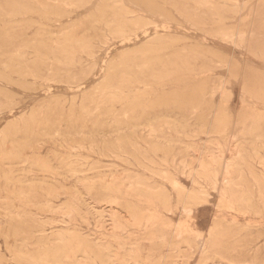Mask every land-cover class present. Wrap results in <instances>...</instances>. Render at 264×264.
I'll return each mask as SVG.
<instances>
[{
    "label": "rangeland",
    "instance_id": "obj_1",
    "mask_svg": "<svg viewBox=\"0 0 264 264\" xmlns=\"http://www.w3.org/2000/svg\"><path fill=\"white\" fill-rule=\"evenodd\" d=\"M256 181L264 0H0V264H264Z\"/></svg>",
    "mask_w": 264,
    "mask_h": 264
},
{
    "label": "bare ground",
    "instance_id": "obj_2",
    "mask_svg": "<svg viewBox=\"0 0 264 264\" xmlns=\"http://www.w3.org/2000/svg\"><path fill=\"white\" fill-rule=\"evenodd\" d=\"M3 66V65H2ZM60 136V135H59ZM141 146V145H140ZM29 147V146H28ZM181 162V161H180ZM183 162V161H182ZM192 163V162H191ZM184 174V173H183ZM190 175V174H189ZM192 176V175H191ZM253 178V177H252ZM202 179V178H201ZM175 186V185H174ZM147 187V186H146ZM256 189H257V194H258V196L262 199V200H264V187H263V185H261L258 181H256ZM104 188V187H103ZM102 188V189H103ZM178 192V191H177ZM202 193V192H201ZM229 199L230 200H232V201H237V202H239V203H241V202H243V200H244V198H243V196L240 194V192L237 190V189H235V187L233 186V187H230L229 188ZM192 199H196L197 200V197L196 198H194V197H191V200ZM194 204H196V201L194 202ZM66 211V210H65ZM73 213V212H72ZM151 213V212H150ZM9 214V213H8ZM65 214V212L63 213V215ZM67 214V213H66ZM71 214V213H70ZM151 215V214H150ZM16 216H17V214H16ZM19 216V215H18ZM104 217V216H103ZM133 217V216H132ZM151 219V218H150ZM222 218H220V217H218L217 219H216V221H217V223H215V225L212 227V230L211 231H216L217 230V228H219V225H218V222L221 220ZM148 221V220H147ZM134 224V223H133ZM109 226V225H108ZM107 227V226H106ZM69 229V228H68ZM115 229V228H114ZM68 231H70V230H68ZM73 235V234H72ZM79 235V234H78ZM76 241V240H75ZM67 243V242H66ZM97 244V243H96ZM20 245V244H19ZM52 245V244H51ZM18 246V245H17ZM101 246V245H100ZM96 247V246H95ZM100 251V250H99ZM15 253V252H14ZM109 256V255H108ZM112 257V256H111ZM67 258V257H66ZM20 260H22V259H20ZM112 261V260H111Z\"/></svg>",
    "mask_w": 264,
    "mask_h": 264
}]
</instances>
